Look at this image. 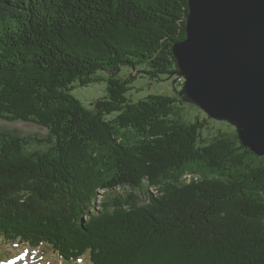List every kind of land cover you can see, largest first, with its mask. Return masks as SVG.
<instances>
[{
    "label": "trees",
    "instance_id": "1",
    "mask_svg": "<svg viewBox=\"0 0 264 264\" xmlns=\"http://www.w3.org/2000/svg\"><path fill=\"white\" fill-rule=\"evenodd\" d=\"M188 6L0 0V117L49 131L0 130V242L88 264H264V155L226 121L206 140L211 117L184 118L179 96L129 94L132 72L179 71ZM103 82L86 105L79 88Z\"/></svg>",
    "mask_w": 264,
    "mask_h": 264
},
{
    "label": "water",
    "instance_id": "2",
    "mask_svg": "<svg viewBox=\"0 0 264 264\" xmlns=\"http://www.w3.org/2000/svg\"><path fill=\"white\" fill-rule=\"evenodd\" d=\"M186 37L173 45L183 92L228 121L264 155V0H189Z\"/></svg>",
    "mask_w": 264,
    "mask_h": 264
},
{
    "label": "rangeland",
    "instance_id": "3",
    "mask_svg": "<svg viewBox=\"0 0 264 264\" xmlns=\"http://www.w3.org/2000/svg\"><path fill=\"white\" fill-rule=\"evenodd\" d=\"M122 73L124 75H129L127 68H123ZM131 74L132 75L136 74L135 76L139 75V77H137L131 83L132 89L129 94L130 96H132L133 99L137 100L151 93H164L173 96L176 95L179 96L181 99H184V102L182 103L183 107L180 110V113L184 116V118L193 119L194 115H199L200 118L208 117V115L205 113L204 110H202L194 102L190 101L184 95L183 92L184 84L178 82V77H179L178 72L173 75H164L161 78H153L144 72L143 73L132 72ZM104 85L105 82H103L102 84L96 83L93 86L79 88V90L80 89L81 90L78 92V94L82 99V101L86 105H89L91 100L102 95L101 93H103L105 90ZM93 91H95V93H93ZM217 121L219 120H216L214 118L209 119V123L206 129L204 130V137L206 140H210L217 133L220 125L219 123H217ZM225 124H227L224 125L226 129L231 130L235 128L234 125L230 124L228 121H226ZM0 130L9 131V132L16 131L22 135L36 134L40 138L48 137L47 135L49 132L46 128L33 122H27L23 120L10 121L1 117H0ZM146 189L147 187L145 186L142 189L135 190V193L138 194L142 203L148 200ZM103 196L104 195L101 193L99 195V200H101ZM99 200L97 201V203H99ZM20 244L23 246V249L26 247L25 244L23 243ZM20 244L12 243V242L10 243L5 242V245L0 244V264H1V259H10L12 257H15L14 259L17 260V263L15 264H26V262L22 260L24 258H27L25 255L26 250H24L23 253L20 256H18L21 252V247H22L20 246ZM40 250L42 252L40 258L42 259L43 264H76L74 260H67L62 258L51 247H42ZM28 258H29L28 259L29 263L34 261V259L31 258L30 256ZM85 261H87L86 258L83 262ZM42 263L40 261L38 262V264H42ZM33 264H36V262Z\"/></svg>",
    "mask_w": 264,
    "mask_h": 264
},
{
    "label": "built area",
    "instance_id": "4",
    "mask_svg": "<svg viewBox=\"0 0 264 264\" xmlns=\"http://www.w3.org/2000/svg\"><path fill=\"white\" fill-rule=\"evenodd\" d=\"M178 80H180L181 82H184L183 76L181 75Z\"/></svg>",
    "mask_w": 264,
    "mask_h": 264
}]
</instances>
